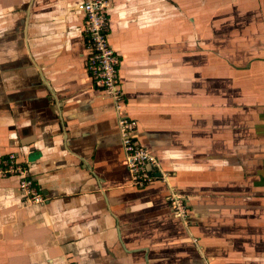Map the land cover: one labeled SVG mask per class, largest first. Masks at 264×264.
<instances>
[{"label": "crops", "instance_id": "0c3cea01", "mask_svg": "<svg viewBox=\"0 0 264 264\" xmlns=\"http://www.w3.org/2000/svg\"><path fill=\"white\" fill-rule=\"evenodd\" d=\"M80 3L0 0V155L46 198L0 176V264H264V0H110L122 110L170 172L144 186Z\"/></svg>", "mask_w": 264, "mask_h": 264}, {"label": "built area", "instance_id": "2783aa9c", "mask_svg": "<svg viewBox=\"0 0 264 264\" xmlns=\"http://www.w3.org/2000/svg\"><path fill=\"white\" fill-rule=\"evenodd\" d=\"M80 9L85 14V48L87 71L93 83L103 89L114 104L122 150L132 182L144 186L153 180L166 182L170 172L163 169L154 154L134 138L136 121L122 110L123 95L118 86L119 56L108 41V16L110 0H81ZM159 174L155 176V174ZM16 175L27 203L42 204L46 198L38 190L29 174L26 163L18 161L14 152L0 155V176ZM167 199L173 214L184 219L187 225L188 205L178 193L170 190Z\"/></svg>", "mask_w": 264, "mask_h": 264}, {"label": "water", "instance_id": "95a60500", "mask_svg": "<svg viewBox=\"0 0 264 264\" xmlns=\"http://www.w3.org/2000/svg\"><path fill=\"white\" fill-rule=\"evenodd\" d=\"M159 174L157 173V174H155V176H158Z\"/></svg>", "mask_w": 264, "mask_h": 264}, {"label": "rangeland", "instance_id": "374dc122", "mask_svg": "<svg viewBox=\"0 0 264 264\" xmlns=\"http://www.w3.org/2000/svg\"><path fill=\"white\" fill-rule=\"evenodd\" d=\"M184 200H186L185 198H184ZM188 208H189V206H188ZM189 210V209H188Z\"/></svg>", "mask_w": 264, "mask_h": 264}]
</instances>
